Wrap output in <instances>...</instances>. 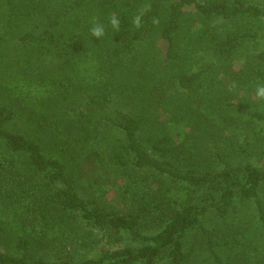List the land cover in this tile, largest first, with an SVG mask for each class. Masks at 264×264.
I'll list each match as a JSON object with an SVG mask.
<instances>
[{"label": "trees", "instance_id": "16d2710c", "mask_svg": "<svg viewBox=\"0 0 264 264\" xmlns=\"http://www.w3.org/2000/svg\"><path fill=\"white\" fill-rule=\"evenodd\" d=\"M257 84L252 0H0V264H264Z\"/></svg>", "mask_w": 264, "mask_h": 264}, {"label": "clouds", "instance_id": "9594fccd", "mask_svg": "<svg viewBox=\"0 0 264 264\" xmlns=\"http://www.w3.org/2000/svg\"><path fill=\"white\" fill-rule=\"evenodd\" d=\"M150 10L151 5L149 3H145L140 6L137 14H135L131 19V26L133 29L139 30L142 27V19ZM152 23L153 25H158L159 20L157 18H153ZM107 28H111L114 33L119 32L121 29V19L119 16L111 14L109 16L107 26L93 17L90 27L88 28V35L101 40L106 35ZM254 98L259 104L264 105V84H257L254 91Z\"/></svg>", "mask_w": 264, "mask_h": 264}, {"label": "rangeland", "instance_id": "374dc122", "mask_svg": "<svg viewBox=\"0 0 264 264\" xmlns=\"http://www.w3.org/2000/svg\"><path fill=\"white\" fill-rule=\"evenodd\" d=\"M253 2L261 5L263 8H264V0H252ZM263 44V43H262ZM162 44H159V46L157 48L160 49L159 51V55H160V58L163 59V55H164V47L161 46ZM115 188H116V184H107L105 186V192L107 193V198L110 200V202H112V204L116 203V191H115ZM106 245H102L101 247H110V245H107V243H105Z\"/></svg>", "mask_w": 264, "mask_h": 264}]
</instances>
